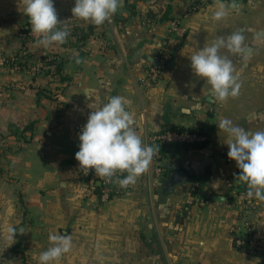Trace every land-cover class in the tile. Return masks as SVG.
Wrapping results in <instances>:
<instances>
[{"label": "crops", "instance_id": "1", "mask_svg": "<svg viewBox=\"0 0 264 264\" xmlns=\"http://www.w3.org/2000/svg\"><path fill=\"white\" fill-rule=\"evenodd\" d=\"M193 1L123 0L109 21L78 42L93 23L73 17L75 0H53L64 22L58 27L71 34L66 43L45 48L31 33L23 0H0V264H24V257L39 264L50 234L72 237L71 251L52 264H264V202L255 199L249 214L259 254L235 243L243 224L236 207L241 194L227 181L247 186L236 179L237 164L217 125L227 118L249 131L264 129V0H236L239 11L228 8L220 21L214 12L231 1L198 0V9ZM168 6L171 19L154 29L143 24L149 11L160 18ZM174 19L183 29L182 44L148 85L149 60L135 53L151 55L168 39ZM235 31L245 36L247 59L227 49L221 53L231 59L241 87L238 96L219 101L192 71L190 56ZM80 44L83 62L69 60L63 73L70 78L61 81L45 59L73 57ZM18 53L39 59L41 67L18 70L4 63ZM117 95L130 102L126 110L144 145L176 127L203 133L208 141L167 147L134 185L114 182L104 198L81 176L75 154L92 111L88 105L95 110ZM176 172L180 179L173 183ZM190 176L204 186V205L194 201ZM93 178L100 186L102 180ZM8 227L17 231L14 240L7 239Z\"/></svg>", "mask_w": 264, "mask_h": 264}, {"label": "clouds", "instance_id": "2", "mask_svg": "<svg viewBox=\"0 0 264 264\" xmlns=\"http://www.w3.org/2000/svg\"><path fill=\"white\" fill-rule=\"evenodd\" d=\"M24 15L29 18L31 33L40 37L37 41L45 48L53 44L62 45L71 34L67 27H58L60 22L53 0H23ZM123 5V0H75L71 9L72 15L94 25H102L109 21ZM239 11L236 0L231 3H220L213 19L220 21L227 16V9ZM245 36L241 31H235L227 37L218 36L209 46H205L190 56L191 68L194 74L203 78L211 86L210 95L219 101L229 96L239 94L241 84L234 74L235 69L231 59L221 53L227 49L230 53L239 54L244 59L247 55L244 48ZM72 59L77 64L83 61L78 55ZM130 102L122 96H112L107 103L96 105L88 116L86 125L79 134V151L75 159L80 169L85 172L94 169L101 179L113 181L119 172L123 178L113 182L127 188L134 185L139 176L145 173L160 147L144 145L141 135L134 127V117L126 110ZM226 133L224 143L228 145V157L234 160L240 172L236 179L247 186V196L264 202V129L249 131L233 124L224 118L218 124ZM127 173L126 176L123 174ZM214 184H219V181ZM7 239L14 240L17 233L14 227L6 229ZM50 247L39 255V264H52L72 249V237L68 234H50Z\"/></svg>", "mask_w": 264, "mask_h": 264}, {"label": "built area", "instance_id": "3", "mask_svg": "<svg viewBox=\"0 0 264 264\" xmlns=\"http://www.w3.org/2000/svg\"><path fill=\"white\" fill-rule=\"evenodd\" d=\"M216 1H225V0H216ZM231 1V0H227ZM193 8L198 9L200 4L198 0L193 1ZM143 24L147 25L149 29H154L155 25L157 24L151 18H146L143 21ZM34 37H39L36 34H32ZM183 29L178 19H174L171 23L170 28V35L166 41L157 45L156 49L151 53V55L160 61L159 64L155 63L154 61L149 60V68L148 74L146 76V84L151 85L154 84L159 78L162 71L167 67L173 50L179 44L180 39L183 37ZM5 60V59H3ZM35 69H39V65L35 67ZM208 137L207 135L200 133V132H181L176 129H168L165 131H161L159 133L153 134L150 137V144L151 146H158V145H169L175 146L177 144H184V143H197V142H207ZM160 156L159 151L156 152L154 155V159H158ZM162 171V169L160 168ZM95 174L94 169L89 170V172H85L84 169H81V176L84 179L91 180V187L96 189L97 185L95 179L93 178ZM121 175L117 172L116 177ZM113 178V181L115 178ZM113 181H109L104 179L101 181V195L104 198H108L112 191H113ZM228 186L234 191L236 194H241L240 201L236 202L237 211L241 218H243L242 227H238L235 231V243L237 246L247 247L250 249L251 252H254L255 249L258 247V240L255 235V227L251 222V218L249 216L250 212L253 211L256 207V200L255 198H249L247 196V190L240 189L236 187L235 183L232 179L227 181ZM195 186H199V183H194ZM194 201H196L200 205H204L207 202V199L202 197L200 194L193 195Z\"/></svg>", "mask_w": 264, "mask_h": 264}, {"label": "trees", "instance_id": "4", "mask_svg": "<svg viewBox=\"0 0 264 264\" xmlns=\"http://www.w3.org/2000/svg\"><path fill=\"white\" fill-rule=\"evenodd\" d=\"M170 13H171V7L170 6H168V9L166 10V12H164V14L160 17V18H158L157 17V14L156 13H154L153 11H149L146 15H145V17L146 18H151L152 20H154L156 23H158V22H160V21H165V20H167V19H171L172 17L170 16ZM145 17H144V19H145ZM144 19H143V21H144ZM99 26H97V25H94V24H90L89 26H88V31H86V32H82L81 34H79V37H78V42H85V40L90 36V35H92L93 33H94V31L96 30V28H98ZM182 44V43H181ZM180 43H179V45H177V46H180L181 45ZM82 44H80V45H78L77 46V49H78V56L79 57H81L83 54H84V51H83V49H82ZM176 46V47H177ZM176 49V48H175ZM16 56V58L17 59H15V61L11 64L12 66H16V67H20V68H25V67H27L28 66V63H26L27 61H28V57L30 58L31 57V55L30 54H28V53H18L17 55H15ZM22 57L23 58H25V59H22ZM72 59V57H67V56H63V57H61V58H50L49 60H47V59H45V62L46 63H49V64H55V66H56V74H58L59 76H60V79H61V81H66V80H69V76L68 75H65L64 73H63V71H64V67H65V65H66V63L69 61V60H71ZM21 60V61H20ZM23 60V61H22ZM161 75H162V73H161ZM160 75V76H161ZM34 125L33 124H31V125H29L28 127H27V129H29V128H32ZM173 129H176V130H178V131H181V132H193L192 130H189V129H185V128H181V127H176V128H173ZM185 145H192V144H196V143H184ZM181 145V143L180 144H177L176 146L178 147V146H180ZM157 148H159L160 147V151H159V153H160V155H162L163 153H165V151H166V148L167 147H170L169 145H158V146H156ZM158 158H160V157H158ZM239 172H240V170H239V168H238V174H239ZM190 181H192V182H197V181H199V179L196 177V176H190ZM200 182V181H199ZM236 187H239V190L241 189V187L240 186H236ZM245 190H247V188H244ZM100 190H101V186H98V188H97V191L98 192H100ZM191 191H192V194L193 195H197V194H200L202 197H204L205 199H207V197H206V195H204V186L202 185V183L200 182L199 183V186H195L194 184L192 185V187H191ZM113 192V191H112ZM112 194V193H111ZM238 248L239 249H242V250H245V251H247V252H251L250 251V249L249 248H247V247H241V246H238ZM254 253H256V254H259V249L257 248V249H255V251H254ZM24 264H30L28 261H27V259L24 257Z\"/></svg>", "mask_w": 264, "mask_h": 264}, {"label": "water", "instance_id": "5", "mask_svg": "<svg viewBox=\"0 0 264 264\" xmlns=\"http://www.w3.org/2000/svg\"><path fill=\"white\" fill-rule=\"evenodd\" d=\"M135 57H143L144 59H147V60H150V61H154L155 63L159 64L160 61L158 59H155L152 55L150 54H147V53H143V50L141 49H138L135 53ZM180 179L179 177V174L176 172L173 174L172 178H171V181L173 183H176L178 180ZM216 200H225V197L223 196H219V195H216L214 197Z\"/></svg>", "mask_w": 264, "mask_h": 264}, {"label": "rangeland", "instance_id": "6", "mask_svg": "<svg viewBox=\"0 0 264 264\" xmlns=\"http://www.w3.org/2000/svg\"><path fill=\"white\" fill-rule=\"evenodd\" d=\"M5 60H4V63L5 64H8L11 68H16V69H18V70H22L23 68H20V67H16V66H12L11 64L15 61V59H17L16 58V56H8V57H6V58H4ZM22 59H25V58H23L22 57ZM21 61V60H20ZM23 61V60H22ZM12 62V63H11ZM26 63H28V66H27V68L29 67V66H31L32 67V69H33V67L35 66V67H37L38 66V64H41V61H39V59H35L34 57H28V61L26 62ZM40 67H41V65H39ZM36 70H38V69H35L34 71H36Z\"/></svg>", "mask_w": 264, "mask_h": 264}]
</instances>
